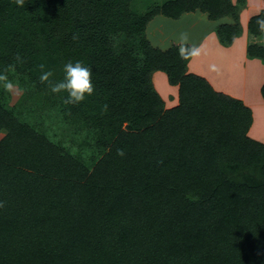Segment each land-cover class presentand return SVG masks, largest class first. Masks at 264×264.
Returning <instances> with one entry per match:
<instances>
[{
    "label": "trees",
    "instance_id": "trees-1",
    "mask_svg": "<svg viewBox=\"0 0 264 264\" xmlns=\"http://www.w3.org/2000/svg\"><path fill=\"white\" fill-rule=\"evenodd\" d=\"M142 5L0 0V72L26 100L54 95L51 122L81 138L75 154L30 121V102L11 106L0 82V264H264V143L249 137L252 110L190 73L178 46L147 37L159 16L201 12L235 21L216 32L228 48L242 35V8ZM260 16L249 21L247 57L264 64ZM69 60L94 73L95 93L77 105L39 79L42 64L52 82L63 79ZM160 72L178 87L175 107L155 87Z\"/></svg>",
    "mask_w": 264,
    "mask_h": 264
},
{
    "label": "rangeland",
    "instance_id": "rangeland-1",
    "mask_svg": "<svg viewBox=\"0 0 264 264\" xmlns=\"http://www.w3.org/2000/svg\"><path fill=\"white\" fill-rule=\"evenodd\" d=\"M139 1L143 3L142 6L146 8L150 6L151 4H153L154 2H160L161 0H139ZM232 1L234 4L238 5L239 8H242L241 13L243 9L247 8V5H248L247 0H246L245 7H242L243 5L240 4V0H232ZM248 9H250V13L253 12L250 6ZM241 13L239 16H240V24L242 27V34H243L246 32V30H248L249 21L251 19L249 16L250 13H247L246 17L244 18L248 20V23L247 24L245 23L244 25L243 19L241 18V16L243 15H241ZM226 24L234 25L235 21L230 18H227L219 22H212L209 20L208 14H203L201 12L185 14L178 20L159 16L150 23L148 27V31H147V37L153 46L160 48L164 51L172 48L173 46H178L179 49L182 46L189 47V48L192 46L198 47L202 43L205 36H207V34L211 32L216 33L218 29L220 28V26L226 25ZM182 34H186L188 36L187 41L180 40V37ZM242 38H244V36ZM214 54L215 52H209V54H206L203 60H201L200 56L199 58L196 56L197 57L196 63H198L200 66V68H197V69L202 71L203 68L204 69L207 68L210 75H213L215 77V75L218 73V76L221 78L222 81H225L228 83L231 82V85L233 83V85L235 86L239 82L238 77L240 75V70L238 71L237 68L232 67V64H230L228 60L224 61L220 59L221 62L217 63V61H215L214 59L217 58L218 56H215ZM192 58L193 57H191V59ZM191 59H190V62H191ZM188 68H189V72H191L190 67ZM162 74L164 76V79L166 80L167 75L165 73H162ZM207 81L209 82V80ZM158 82L159 80L157 81V83ZM166 82H168V79L166 80ZM167 85H169V83H167ZM158 86H159V89L157 87L156 88L158 92H161V94L163 95L162 98L166 102V107L167 108L175 107L178 104V87H173L174 89H171L169 91L170 93L166 94V90H164L163 88L162 90L161 85L159 83H158ZM10 94H11V101H10L11 106H15L16 104L21 102V100L24 102L25 101L30 102L29 104H31L30 106H32L31 113H33V115H37V119L36 117L35 118L29 117L30 121L32 123H35L36 121L40 122V128L42 126V129L45 130L44 132H47V133L49 132L52 135V137H54L56 140L62 141L64 145L68 147L72 146L73 152L75 154H78L79 146L81 143V138L75 137L74 134L70 132L60 131V129L54 126L55 121L51 122L52 117L54 116V113H53L54 108H56V105L54 102L55 100L54 95H48L47 93L44 95L37 94V95H34V97H31L30 100H26L27 97L25 95L27 94L25 92V89L17 85H16L14 92ZM259 109H258L259 112L256 111L257 126L264 125V111H263L264 109L262 108H259ZM43 116L45 117V119L42 118ZM43 122L45 123L43 124ZM259 127L256 130H258V132H262L264 126L262 127L260 131H259ZM6 135H7V131H4V130L0 131V144L3 142V140H5ZM83 151L84 153L80 157L86 160L87 154H86L85 149H83Z\"/></svg>",
    "mask_w": 264,
    "mask_h": 264
},
{
    "label": "crops",
    "instance_id": "crops-1",
    "mask_svg": "<svg viewBox=\"0 0 264 264\" xmlns=\"http://www.w3.org/2000/svg\"><path fill=\"white\" fill-rule=\"evenodd\" d=\"M247 8L243 9L241 15V18L243 19V23H248V20H246V14L250 13V8L253 11L249 14L250 19L253 16H256L260 14L262 11H264V0H247ZM260 3V4H259ZM259 4V5H257ZM245 19V20H244ZM247 28V27H245ZM248 30H246L245 33L237 38L234 41V44L231 47L225 48L223 47L220 42L218 41L216 33H209L205 38L203 39L202 43L198 46L200 48V58L201 60L204 59L206 54H209V52H215V56H218L214 60L218 62H221L222 60H228L230 64H232V67L237 68L238 71L240 70V75L238 77L239 82L234 86L233 83L231 85V82H225L222 81L221 78L218 76V73L215 75H210L207 68L201 71L197 68H200L199 64L196 63L197 57H193L191 59V62L189 64L190 67V73H195L197 75H200L207 80H209L210 84L214 86L215 89L218 90V92L230 95L233 98L239 99L243 101V103L249 107L253 112V124L249 131V137L260 142L264 143V128L262 132H258L262 129L264 125H258L256 124V111L259 112V108L264 109V100L261 95V89L264 85V64L258 60V59H249L247 57V47H248ZM202 55V56H201ZM212 58V57H211ZM214 78V79H213ZM159 80V84L161 85V89L163 88L166 90V94L170 93L169 91L171 89H174L172 86L167 85L168 82L164 79V76L162 73H156L154 75V83L156 84L155 87L159 89L157 81ZM156 88V89H157ZM162 89V90H163ZM216 90V91H217ZM158 91V90H157ZM161 96V92H159ZM167 96V95H166ZM165 97V96H164ZM259 109V110H258ZM264 111V110H263ZM258 137V138H257Z\"/></svg>",
    "mask_w": 264,
    "mask_h": 264
},
{
    "label": "clouds",
    "instance_id": "clouds-1",
    "mask_svg": "<svg viewBox=\"0 0 264 264\" xmlns=\"http://www.w3.org/2000/svg\"><path fill=\"white\" fill-rule=\"evenodd\" d=\"M17 5L23 6L24 0H16ZM261 31H264V16H260L256 20ZM188 36L182 34L181 41H187ZM180 54L183 58L196 57L200 55V48L197 46L180 48ZM17 61L21 60V57L17 55ZM42 72L39 77L41 83L48 82L52 93L61 94L67 93L66 96H62L63 102L71 105H77L84 102L88 97L95 93L94 73L90 65H86L83 61L69 60L63 66L64 77L58 82H52L50 78L53 76L51 70H43L45 66L40 65ZM0 82H3L4 89L12 93L14 92L16 85L10 80L6 72H0ZM120 155H123V151L120 150ZM2 206V204H0Z\"/></svg>",
    "mask_w": 264,
    "mask_h": 264
}]
</instances>
